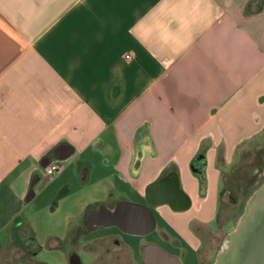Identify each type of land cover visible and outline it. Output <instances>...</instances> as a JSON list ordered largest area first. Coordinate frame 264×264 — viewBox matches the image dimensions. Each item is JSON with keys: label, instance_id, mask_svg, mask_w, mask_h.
I'll return each mask as SVG.
<instances>
[{"label": "crops", "instance_id": "0c3cea01", "mask_svg": "<svg viewBox=\"0 0 264 264\" xmlns=\"http://www.w3.org/2000/svg\"><path fill=\"white\" fill-rule=\"evenodd\" d=\"M262 143L264 0H0V264L25 246L36 181L71 169L85 184L97 164L100 204L148 205L201 264L234 228L218 216L224 171Z\"/></svg>", "mask_w": 264, "mask_h": 264}, {"label": "rangeland", "instance_id": "374dc122", "mask_svg": "<svg viewBox=\"0 0 264 264\" xmlns=\"http://www.w3.org/2000/svg\"><path fill=\"white\" fill-rule=\"evenodd\" d=\"M262 144L257 148L254 147L240 153L233 168H228L223 173L218 216L220 226L225 225L226 230L236 225L249 197L264 183V143ZM84 155L92 157L95 162L97 158L100 159V154L94 151H89ZM63 165L67 166V163ZM105 170L107 172V169ZM99 178L100 165L97 164L91 173L90 181L85 184L80 181L78 175L74 176L71 169H67L56 181L46 182L42 178L36 181L34 190L37 196L24 216L25 222L30 226L24 227L21 234L25 242L29 241L32 236L36 237L39 245L41 244L40 249L32 255L31 262L24 247L15 245L8 253V257L3 259V264H15L20 259L23 264H70L65 244L62 247H54L49 243L51 238L49 236L53 233L63 234L68 214L79 215L71 219V226H75L94 205L100 202L103 195L100 193ZM158 218V230L149 234L148 237L153 241H159L164 247L180 256L183 264H200L194 247L184 241L179 242V246H175L159 234L162 226L168 231L171 227L166 222L163 223L161 217L158 216ZM222 235L225 234L222 233ZM203 249L209 252V256H204L201 264H212L219 246L210 245Z\"/></svg>", "mask_w": 264, "mask_h": 264}, {"label": "water", "instance_id": "95a60500", "mask_svg": "<svg viewBox=\"0 0 264 264\" xmlns=\"http://www.w3.org/2000/svg\"><path fill=\"white\" fill-rule=\"evenodd\" d=\"M200 164L192 166L200 171ZM183 193L175 184L170 196ZM170 198V197H169ZM88 225L118 226L130 234L148 235L157 227V218L146 204L122 199L114 208L106 203L93 206L86 214ZM146 264H183L177 254L158 243L143 250ZM212 264H264V183L249 197L245 209L234 228L229 231Z\"/></svg>", "mask_w": 264, "mask_h": 264}, {"label": "flooded vegetation", "instance_id": "af4514ba", "mask_svg": "<svg viewBox=\"0 0 264 264\" xmlns=\"http://www.w3.org/2000/svg\"><path fill=\"white\" fill-rule=\"evenodd\" d=\"M166 195L170 196L169 193ZM116 202L110 205L114 206ZM148 235L126 233L115 225H88L85 215L77 225L70 227L64 244L70 264H146L143 250L150 244H160Z\"/></svg>", "mask_w": 264, "mask_h": 264}, {"label": "trees", "instance_id": "16d2710c", "mask_svg": "<svg viewBox=\"0 0 264 264\" xmlns=\"http://www.w3.org/2000/svg\"><path fill=\"white\" fill-rule=\"evenodd\" d=\"M142 160H143V156H142V153L139 152L138 153V156H137V159H136V162H135V169L138 170L142 164ZM197 161V162H196ZM200 164V171L198 172H195L196 174H198L200 177H201V182H202V186L205 187L206 185V178H205V157H204V153H200L199 156H197L193 163H192V166L194 167H197L198 165ZM25 250L28 252V253H32L34 254L35 252H38L39 249H40V245L37 243L35 237H31L29 239V241H27L25 243V246H24Z\"/></svg>", "mask_w": 264, "mask_h": 264}, {"label": "built area", "instance_id": "2783aa9c", "mask_svg": "<svg viewBox=\"0 0 264 264\" xmlns=\"http://www.w3.org/2000/svg\"><path fill=\"white\" fill-rule=\"evenodd\" d=\"M62 170V165L56 163V164H52V165H49L47 168H46V172L47 174L49 175H54L56 174L57 172H60Z\"/></svg>", "mask_w": 264, "mask_h": 264}]
</instances>
